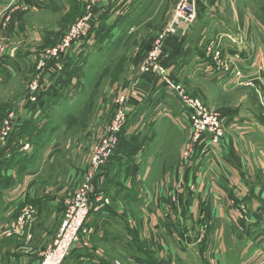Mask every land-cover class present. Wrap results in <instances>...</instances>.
<instances>
[{"label": "rangeland", "instance_id": "1", "mask_svg": "<svg viewBox=\"0 0 264 264\" xmlns=\"http://www.w3.org/2000/svg\"><path fill=\"white\" fill-rule=\"evenodd\" d=\"M25 1L0 0L1 4L4 3V6L0 7L1 58H7L9 49H14L17 57L13 61H17L22 68L21 71L17 67V72H11L9 76L4 73L0 75V136L11 126L9 123H12L13 132L27 131V123H38L35 118L40 115L42 107L48 114L46 122L50 125L46 124L45 143H41L40 147L29 143L28 169L14 166L9 170L11 176H16V180L10 177L13 184L12 187L9 186L11 188L5 189L4 183H0V264H43L46 253L55 249L54 243L60 233L61 222L72 210L70 205L73 204L74 196L85 185L87 187V184L93 191L90 192L91 198L86 208V232L78 234L75 242H79L73 243L68 255L60 264H77L69 260L74 246L82 243L92 249L96 246H90L91 243L96 245V242L100 248L97 249L101 250L104 258L112 264H142L132 262L144 257H152L154 262L166 260L167 264H172L173 259L169 257H173V251L168 255L165 253L167 239L164 238V226L155 223L152 207L161 204V208L171 210L174 204H178V200L183 201L185 197L181 190H170L166 187L165 195L162 194L159 199L152 198L155 187L156 190L160 189V183H153L159 182L160 179L157 166L149 167L150 159L159 152L164 153L165 156L159 153L161 160H169L172 163L171 170L177 168V173L182 174L184 171L181 164L189 166L193 163L201 146L197 149L194 159L184 163L193 139L192 130L187 126L185 129L182 125L180 130L171 123L172 127L165 117L156 119L154 123L153 118L157 117L155 113L158 108L154 106L153 101L161 97L164 103L169 101L179 106V93L173 87L170 88L176 85L186 95L201 98L213 115L218 114L226 118L227 114H223L236 113L256 119L264 125V91L261 86H256L257 82H263L264 77L244 76L248 69L245 71L243 53L232 46L240 44L242 39L245 40L244 33H241V37L234 36L235 33L240 34L239 30L243 31V5H240L239 0L202 1L197 5L200 11L197 20L186 31L178 29L176 36H172L171 27L174 24L177 4L181 0H35L36 9ZM246 1L252 0H240L245 4ZM52 3L56 4V9L46 11L45 5ZM87 20H94L95 25L86 37L87 40L91 33L98 35L99 30L102 34L106 33L103 40L96 44L98 51L106 49L103 47L104 40H112L117 36L122 38V41L112 47L107 45L104 53L99 52L93 59H90L93 48L88 49L86 65L94 66V69L91 67L88 74L84 71V83H80V86H56L57 89L65 87L62 96L58 95L59 102L46 107L39 106V98L45 95L46 90L51 91L52 86L59 84V79L64 77L65 71L72 69L67 64L59 71L61 66L56 62L58 57L54 55V51L65 44V37L72 27ZM21 25L23 28L28 25L33 29L24 28L23 31L19 28ZM8 31L10 37L7 40L3 34ZM245 34L248 35L249 32ZM45 35L55 38L54 42L48 46L47 42L45 45L41 42H38L40 45L32 44L39 41L38 37L44 39ZM32 37L36 40L31 39ZM174 38L177 40L172 44L170 41ZM112 50H115L113 54ZM174 51L176 54H173ZM213 54H220L221 62L224 56L238 54L240 65L237 69L218 72L217 60ZM84 55L85 53H81V57ZM172 55L175 56L173 63H176V71L171 68L172 63L169 64ZM163 60L165 64L160 65ZM201 60L206 63L205 67H201ZM238 70L240 72H237ZM234 83L235 86H230ZM160 86L164 88L159 89ZM121 110L127 114L128 119L123 130L128 128V137H148L150 141V138L156 135V140L146 149L142 162L144 171L147 170L146 180L140 184L124 181V184L133 188L129 190L130 193H143L147 198L145 201L127 203V199H122L119 192L116 195L112 192L120 191L123 187L121 176L118 175L122 170L117 172L120 177L108 180V174L104 175V171L109 168L107 163L99 172H93L91 167L96 146L102 144L108 128ZM224 118L227 139L226 127L231 124L230 121L226 123ZM229 129L231 130V126ZM138 143L136 160L143 152L139 148L140 141ZM8 145L9 143L6 146ZM37 149L41 150L36 154ZM180 150L182 154L179 158ZM256 161L260 162L259 159ZM209 164L213 165L212 162ZM260 165L261 163L258 164ZM261 179L264 177L261 176ZM193 189L194 187L191 188ZM96 191L102 194H94ZM233 192L231 190L230 207L233 213L238 215L244 208L246 213L243 220H246L249 213L248 202L242 198L233 199ZM126 196L124 195L125 198ZM206 197L203 204L210 207L209 214L199 210V219L194 224L182 215L181 220L178 219L179 223L176 219H172V223L179 224L178 228L183 229V236L192 237L190 241L197 246H208V258L211 261L214 260L218 264L227 261L233 264L237 256L234 250L236 241L232 236L234 232L232 231V235L226 232L222 236L217 235L220 221L213 213L211 202L206 203ZM105 200L109 201L108 208L117 207L119 217L117 216L116 222L120 224L116 226L135 242L137 250H134V256L129 257L133 255L130 254L124 257L120 253L121 250L128 251L123 246L111 248L107 243L95 242L93 226L95 222L100 221L96 216H102L105 210L97 209L98 203ZM147 200L152 203L150 208L144 207ZM146 204L150 205L149 202ZM234 217L238 229L241 230L243 220L238 219L236 215ZM113 228L117 229L115 224ZM179 242L187 243L181 240V236L178 241L174 238L176 246H179ZM222 246H225V251H222ZM42 248L46 250L42 252ZM14 255L20 256L16 263L13 260ZM160 256L164 258L160 259Z\"/></svg>", "mask_w": 264, "mask_h": 264}, {"label": "crops", "instance_id": "2", "mask_svg": "<svg viewBox=\"0 0 264 264\" xmlns=\"http://www.w3.org/2000/svg\"><path fill=\"white\" fill-rule=\"evenodd\" d=\"M25 2L26 4H29L31 7L36 9V6H34L36 5L35 0L33 1V3L32 0H26ZM239 3L240 5H243L242 9L244 13L242 14L245 20L243 21L244 26H242L243 31L238 29L240 31V34L235 33L234 36H240L241 33H244L243 35L245 37V40H240V44L237 43V45H231L237 51L240 50L243 53L242 57L245 60V71L246 69H248L244 76L249 78L253 75H255V77H264V0H252L251 2L246 1V4L244 2L241 3L239 0ZM2 5L4 6V3L1 4L0 2V7ZM45 6L47 7L45 8L46 11L56 9V4L54 3ZM201 6L203 7V5ZM199 16L200 11L198 13V17ZM219 23L225 25V23L222 21H219ZM19 28L23 31L24 28L28 30L33 29V27H29L28 25L24 26V28L21 25ZM245 32H249V34L246 35ZM3 35L8 40V38L10 37V32L8 31ZM46 37L48 38L45 39ZM38 38L39 41H37V43H29L40 45V43L38 42H41L45 45V42H47L46 45L48 46L52 41L54 42L55 40V38H49V36L47 35H45L44 39L40 37ZM31 39L36 40L35 37H32ZM99 39L100 36L98 37V35L96 36L95 34H93L92 37L87 40V42L72 49L65 62V65L68 64V67H71L72 69L71 71H65L66 74L64 75V77L62 76L59 79V84H55L54 86H78L80 83H84L85 79H82L84 71H86V74H88L90 72V68L92 67L86 65L85 57H87V53L89 56V52L86 51L93 48V51L90 52V59H93L99 52L104 53V51L108 47L115 46L117 43H120L122 41V38H119L117 36H114L112 40H104L103 47L106 49H101L100 51H98L96 44L97 42L100 43L103 40L102 39L101 41H99ZM176 40L177 38H174V40H171L170 42H172L173 44V42H176ZM9 51L10 54L7 58L3 57L0 59V75L4 73V75L9 76L8 74H11V72L15 74L17 72V67L22 71V68L18 65L17 61H13L14 58L17 57V54L15 53L16 50L9 49ZM112 51L113 52L111 53L113 54L115 50ZM81 53H85L84 57H81ZM173 54H176V52L174 51ZM174 58V55L170 57V60L168 57L169 64L170 62L172 63L171 68L173 69V71L177 68L176 63H173V61L175 60ZM37 59H39V55L37 56ZM200 63L201 67H205V62L202 61ZM92 68L94 69V66ZM230 86H235V83L234 85ZM256 86H261L264 91V80L260 84H258L257 82ZM161 88L164 87L160 86L159 89ZM48 91L49 90L47 89L46 93ZM153 104L158 108L157 112L155 113V116L157 117L153 118L154 123H156V119L165 117L170 126H172V123L180 130L182 128L181 125L185 129L188 127L189 130H191L188 119L181 104H179V106H175L173 102L167 101L164 103V99L161 97L154 99ZM41 111L42 110H40V113ZM226 114V118H224L223 116L222 117L224 118V120L226 119V123L230 121L231 124V130L229 129V125L228 127H226L227 139L221 144V146L214 148L210 153H205V146H201V148H199L201 152H198L197 159L194 160L193 163L189 164V166L181 164V167L184 171L182 172V174L177 173V168L171 170L172 163L169 160L166 161L165 158L161 160L160 154L165 156L164 153L159 152L160 154L158 153L157 156L150 159L151 164L149 165V167L154 165L157 166V175H159L160 179L159 182L153 183V185H156V183H160V189L156 190L155 187L154 193L152 192V198L159 199L162 194L165 195L164 189L166 187H169L170 190H173L174 188L181 190V192L184 193L185 197L183 201L178 200V204H174L171 210L165 207L161 208V204H157L152 207L155 212V223L160 224V226L162 224L164 226V233L167 235H165V237L163 236L167 239V251L165 253L166 255H168L169 252L173 251V257H169L171 260L173 259L172 264H218L216 261H211L208 258V246H197L196 243L190 241V238L192 237L189 238L183 236V229L178 228L179 224L174 225V223H172V219H176L178 222V219H180V216L182 215L183 217H185V219L187 218L188 221L191 222V224H194L195 221L199 219V213L201 211H206V213L209 214L210 207L207 206V204H203V199L205 196H207L206 203L211 202L213 213L216 219L220 221V227L217 228V235L222 236L225 232L232 235V231L234 232L232 236L236 241V247L234 248V250L237 256L233 264H264V179H261V176L264 177V125L256 119L255 121L254 119L243 117L236 113L230 114L229 112H227L223 115L225 116ZM38 118L39 115H37L35 120H37ZM43 122L45 123V121ZM19 137L20 135L16 134L9 142V145L6 146L4 151H7V153H11L10 156L14 155L20 160V169H26L27 159L30 153L27 151H23V147L25 146V144H27V142H24ZM155 140V134L150 138V141L148 140V137L146 139L142 138L140 140L139 148L142 149L143 152L142 155L137 158L136 165L131 170V179L137 182V184H140V182H144L146 180L145 177L147 175V170L144 171L143 168L145 166L144 164H142V162L144 160L143 158L145 156L146 149ZM32 144L35 145L34 143ZM34 149H36V147H34ZM37 150H35L36 154L41 149ZM181 154L182 152L180 150L178 156L179 158L181 157ZM257 159H259L260 162H257ZM210 162H212L213 165H210ZM164 163H166V165H164ZM260 163L261 165L258 166V164ZM214 164L217 165L215 166ZM120 166L123 172L120 171L121 174L118 175L121 176L120 181L122 182L123 187L120 191H111L115 193V195L119 192V195H121L122 199H127V203H129L130 201H145L147 198L145 195H142L143 193L129 194V190H132L133 188H130L127 184H124V181L128 182L129 170L126 165ZM118 167L119 166L116 163L114 165H110L109 168L104 171V175L108 174V180H114L115 178L120 177L117 176ZM10 169V167L7 168L5 165H3L2 159H0V181L2 177L7 176L13 177L16 180V176H11L9 174ZM258 177L260 178L259 180ZM178 183L180 184L178 185ZM193 187L194 189L191 190V188ZM143 189L145 190L144 186ZM231 190L234 191L233 199L242 198V200L244 199L246 202H248L247 204L249 205V213L247 219L243 220V225H240V229L244 231L238 229L236 219L234 217L235 215L237 217V213H233L230 207ZM158 192H161V194H156ZM124 195H127L126 198L124 197ZM147 202H149L150 205H147ZM151 206L152 203L150 202V200H147L144 207L150 208ZM155 208L159 209L156 210ZM120 210L124 212L123 209L120 208ZM121 211L119 212L121 213ZM102 214V216H96V218H99L100 221L95 222V227L93 226L95 230L93 235V238H95V242L101 241L103 243H107L111 248L123 246V248L128 251L125 252L121 250L120 253L124 257L133 254L134 251L132 249V244L135 245V242L133 243L131 237L121 232V230L116 226L120 224L119 222H116L119 217V215H117V207L105 209ZM113 224H115V227L117 228L116 230L113 228ZM179 236H181V240L187 243L179 242V246H176L174 243V238L178 241ZM90 246L96 247L91 249L84 246L82 243H78L76 246H74L73 253L70 256L71 259L69 260H72L77 264L111 263L104 258L105 256H103L100 252L101 250L99 251L97 249V242L96 245L91 243ZM221 249L222 251H225V246H222ZM45 250L46 248L41 249L42 252H44ZM134 250L137 249L134 248ZM131 256H134V254L130 255L129 257ZM18 257L20 256L14 255V259L11 258V261L13 259L14 263L18 262ZM151 258L152 257H144L143 259H139V261L137 259H134L133 261L132 259V263H168L166 260H163L162 262L157 260L154 262L151 260ZM163 258H161L160 256V259ZM104 261L106 263H104ZM223 264L229 263L227 261H223Z\"/></svg>", "mask_w": 264, "mask_h": 264}, {"label": "built area", "instance_id": "3", "mask_svg": "<svg viewBox=\"0 0 264 264\" xmlns=\"http://www.w3.org/2000/svg\"><path fill=\"white\" fill-rule=\"evenodd\" d=\"M202 1L205 0H181L177 4L174 24L173 27H171L172 36H176L178 29H183L184 31H186V29L189 28L197 20L199 13L197 5ZM93 22L94 20H87L85 23H79L77 26L72 27L69 30V34L65 37V44H62V46H60V49L57 48L54 51V55L58 57V60L56 62H59V66H61L59 68V71L63 70V66L65 65L66 59L68 58V55L72 51V49L87 42L86 37H88L89 32L95 26ZM213 55L217 60L215 61L217 62L216 68L218 71L237 69V67L240 65L237 60L238 54H232L229 57L224 56L222 62L220 54ZM1 57L2 54H0V58ZM162 63L165 64V60L161 61L160 65ZM237 72H240V70H238ZM239 77L241 76L239 75ZM250 84L253 85V83ZM171 87H173L179 93L178 98L180 100V104L188 119L190 129L192 130L193 139L189 145V150L187 152L188 154L185 155L184 161V163H187L194 159L196 151L200 146H205L206 149L204 150V152L210 153L214 148L221 146V144L226 140L223 117L222 115L218 114L213 115L201 100V98L192 96L190 97L186 95L184 91L180 90L179 86L174 85L170 86V88ZM127 119V114L123 110L116 114L113 120V124L108 128L106 138H103L102 144L96 146L95 153L92 155L91 167L93 169V172H99L110 162L112 156L114 155L116 147L119 145L120 136L123 132V128L127 122ZM10 124L11 126L8 127V130L3 132V136H0V149L5 147L9 143V140L11 139L13 134L17 132V130L13 132L12 123H9V125ZM29 149V143L25 144L23 150L28 151ZM199 152H201V150ZM89 176L90 178H92V173H90ZM88 187V184L87 187L85 185L74 196L73 204L70 205L72 210L67 213V215L61 222L60 233L58 234L54 243L55 249L53 251L49 250L46 253V258L43 264H48V262L51 261V263L60 264V262L64 260V258L68 255V252L71 250L73 243L76 241L75 238H77L78 234L86 232V226L84 227L85 220L88 215L86 208L91 198L90 192L93 191L90 189V187ZM96 192H94V194H102L100 192ZM105 201L98 203L99 205L97 209L108 208L109 201ZM82 211H84L83 214ZM242 211L243 212H240L239 215L237 214V218L243 220L246 212L244 208L242 209Z\"/></svg>", "mask_w": 264, "mask_h": 264}, {"label": "trees", "instance_id": "4", "mask_svg": "<svg viewBox=\"0 0 264 264\" xmlns=\"http://www.w3.org/2000/svg\"><path fill=\"white\" fill-rule=\"evenodd\" d=\"M108 31H110V30H108ZM100 32L101 31L99 30L98 31V33H99L98 35H100L99 41H101L102 38L106 35V33L102 34ZM92 35L93 34L91 33L90 38L92 37ZM63 90L65 92L64 87H62L61 89L60 88L57 89L56 86H52L51 91H48L47 93H45V95H42L39 98V101H40L39 106L45 105V107H46L47 105H52V103L54 105H56L59 102L58 101V95L62 96V94L64 93ZM43 108L44 107L41 108L42 111L39 115V118L36 120V121H38V123L33 122V121L27 123L25 126L27 131L22 130L20 132H15L13 134V136L11 137V140L13 139V137L16 134H18V135H20L19 138L22 139L24 142L34 143V144L38 145V147H40L41 143H45V135L47 132L46 124L50 125V123L48 121L46 122L48 114ZM42 113H44V114H42ZM43 121H45V123ZM127 130H128V128L125 127V129L123 130V132L120 136L119 145L116 147L114 155L112 156L108 165L110 166V165H114L117 163V165L119 166L118 167L119 171L121 170L120 165H126L128 170H129L128 181H130V180L134 181L131 179V170L136 165L135 153L138 149V145H139L138 141H140L142 139V137L139 136V138H138L136 136H132L130 138L126 134ZM10 152H12V151H10ZM10 154L11 153H7V151H4V150L0 151V159H2L3 165H5L7 168H9V167L13 168L14 166L19 167L21 164L20 160L14 155L10 156ZM126 178H127V175H126ZM0 183L1 184L4 183L5 189L11 188L13 185L12 180L9 176L2 177ZM10 185H11V187H9ZM4 188H3V190H5ZM129 194H132V193L129 192ZM134 248H135V245L132 244L133 251H134ZM104 263H106V262L104 261Z\"/></svg>", "mask_w": 264, "mask_h": 264}, {"label": "bare ground", "instance_id": "5", "mask_svg": "<svg viewBox=\"0 0 264 264\" xmlns=\"http://www.w3.org/2000/svg\"><path fill=\"white\" fill-rule=\"evenodd\" d=\"M52 262V261H51ZM51 262H48V264H55V263H51Z\"/></svg>", "mask_w": 264, "mask_h": 264}]
</instances>
